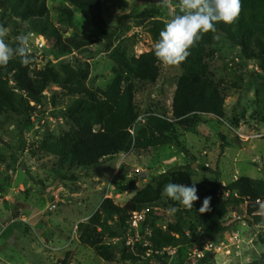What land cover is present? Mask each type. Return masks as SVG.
I'll use <instances>...</instances> for the list:
<instances>
[{
  "label": "rangeland",
  "instance_id": "374dc122",
  "mask_svg": "<svg viewBox=\"0 0 264 264\" xmlns=\"http://www.w3.org/2000/svg\"><path fill=\"white\" fill-rule=\"evenodd\" d=\"M101 1L108 32L115 31L113 48H126L136 55L154 51L156 41L146 24L152 19L168 22L170 13L178 11V0H171L167 9L160 0ZM47 6L46 36L26 34L31 74L59 70L68 62L82 72L81 84L103 94L114 79V62L109 56L113 48L107 47L91 17L68 0H47ZM153 6L159 7V15L148 12ZM20 23L0 10V24L8 29L7 43L22 34ZM55 33L63 39L82 38L84 45L59 52ZM204 60L223 82V116L203 115L192 127L177 126V139L171 144L116 154L93 167L63 169L59 157L46 147L71 132L69 108L78 94L50 84L40 104L30 102L35 108L30 115L0 109V264H62L67 257L69 264H264V226L255 223L248 214L247 200L238 195L234 196L240 202L229 205L222 219L224 233L199 236L195 218L183 214L182 225L190 242L166 248L155 257L150 258L151 251L142 252V247L151 245L155 228L170 230L184 209L164 196L167 206H150L137 227L129 218L126 229H121L117 220L104 215L95 224L103 232L101 244L113 252L111 260L101 258L79 238V224L88 222L105 199L123 207L146 187L169 183L172 173H189L182 183L192 186L196 182L197 193L218 181L222 201L229 196L224 187L240 177L264 181V61L245 58L240 47L222 33L207 46ZM159 67L155 84L133 81L140 114L137 126L150 115H172L182 69L160 61ZM9 84L14 87L12 81ZM132 182L135 190L121 191ZM173 206L179 210L170 214L168 209ZM209 242L221 249L206 250ZM128 255L141 260H130Z\"/></svg>",
  "mask_w": 264,
  "mask_h": 264
},
{
  "label": "trees",
  "instance_id": "16d2710c",
  "mask_svg": "<svg viewBox=\"0 0 264 264\" xmlns=\"http://www.w3.org/2000/svg\"><path fill=\"white\" fill-rule=\"evenodd\" d=\"M68 1L91 17L99 34L106 39L107 47L113 48L112 38L115 31L108 32L102 1ZM241 4V14L233 24H216V31L204 34L198 44L190 49L191 54L186 61L179 65L182 74L174 94L171 117L150 115L143 124L137 126L140 114L135 102L136 88L133 81L155 84L160 75V67L153 50L136 55L126 48H113L110 52V59L114 62V79L103 94L81 84L78 77L82 72L68 62L63 63L59 70L51 68L38 75H32L29 65H22L19 58H16L6 67H0V109L30 115L35 111L30 102L40 104L42 93L52 83L78 94L80 97L74 100L69 108L71 132L63 139L46 143L49 152L59 157L63 169L93 167L116 154L171 144L177 139V126L192 127L201 122L203 115L221 117L224 114L225 99L221 91L223 82L216 79L211 66L204 60L207 46L214 42L218 33L225 35L231 44L239 46L245 58L264 61V0H241ZM0 10L9 13L11 18L21 20L19 30L22 33L46 36L50 16L47 0H0ZM66 12L71 15L70 10ZM148 12L159 15L160 9L153 6ZM166 23L152 19L146 24L155 41H158L159 32ZM15 42L9 44L15 46ZM54 44L62 53L71 52L84 45L82 38L63 39L59 33L54 35ZM10 81L14 83V87L10 86ZM189 175L187 172L172 173L169 182L182 183ZM164 180L168 182L166 176ZM164 186L160 183L156 188L146 187L123 207L114 204L111 199H105L99 211L88 222L79 224L80 241L93 247L104 260H111L113 252L101 244L103 232L99 231L95 224L99 223L104 215L108 219L117 220L120 228L126 229L132 213L150 206L166 207L162 200ZM135 189L134 182L121 187V191ZM219 190L220 184L216 181L210 189L197 193L200 199L194 203V207L184 208L179 213V219L170 225V230L155 228L150 237L151 245L142 247V252L151 251V258L166 248L189 243L190 239L182 225L183 214L195 218L199 236L209 238L224 233L227 229L222 219L228 206L240 202L234 194L242 200H247L248 214L255 223L264 226L262 218L256 214V199H264V181L240 177L224 187V190L229 192L228 199L224 201L218 197ZM205 197H211V210L201 214L199 209ZM117 235L112 233V237ZM127 258L133 261L141 260L134 255H128ZM69 263L70 257L62 262Z\"/></svg>",
  "mask_w": 264,
  "mask_h": 264
},
{
  "label": "clouds",
  "instance_id": "9594fccd",
  "mask_svg": "<svg viewBox=\"0 0 264 264\" xmlns=\"http://www.w3.org/2000/svg\"><path fill=\"white\" fill-rule=\"evenodd\" d=\"M165 9L171 6V0H160ZM178 9L170 13L172 18L159 32V39L154 44V55L158 61L166 66H179L191 54L190 49L195 47L208 32L216 31V24H233L240 16L241 0H178L175 4ZM8 29L0 24V67H6L12 60L19 58L22 65H29V35L20 34L15 38V46L6 42ZM193 182L192 186L183 183H167L162 196L177 202L185 209H192L194 203L200 199L198 189ZM211 197H205L199 209L201 214L210 211ZM257 215L264 222V201L257 200ZM178 207H170L168 212L175 214Z\"/></svg>",
  "mask_w": 264,
  "mask_h": 264
},
{
  "label": "built area",
  "instance_id": "2783aa9c",
  "mask_svg": "<svg viewBox=\"0 0 264 264\" xmlns=\"http://www.w3.org/2000/svg\"><path fill=\"white\" fill-rule=\"evenodd\" d=\"M228 195H229V192H228ZM234 195L237 196V194H234ZM257 200L264 201V199L262 198L256 199V202ZM149 210H150V207H147V208L142 209L141 211H136L132 213V215L130 216V220H129L130 224L134 227H137L139 221L143 218L144 212L149 211ZM217 248L221 249V246H219L215 242H209L208 245L206 246V250H209V251L216 250Z\"/></svg>",
  "mask_w": 264,
  "mask_h": 264
},
{
  "label": "water",
  "instance_id": "95a60500",
  "mask_svg": "<svg viewBox=\"0 0 264 264\" xmlns=\"http://www.w3.org/2000/svg\"><path fill=\"white\" fill-rule=\"evenodd\" d=\"M54 83H52L51 85H53ZM50 210V209H49Z\"/></svg>",
  "mask_w": 264,
  "mask_h": 264
}]
</instances>
